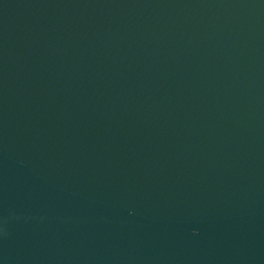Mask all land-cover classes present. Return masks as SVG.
Returning <instances> with one entry per match:
<instances>
[{"label":"water","instance_id":"obj_1","mask_svg":"<svg viewBox=\"0 0 264 264\" xmlns=\"http://www.w3.org/2000/svg\"><path fill=\"white\" fill-rule=\"evenodd\" d=\"M0 264H264V0H0Z\"/></svg>","mask_w":264,"mask_h":264}]
</instances>
